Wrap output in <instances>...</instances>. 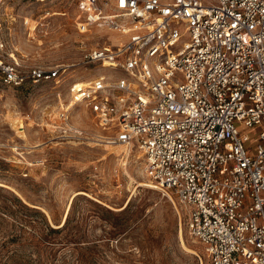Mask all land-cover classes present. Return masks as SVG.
Returning <instances> with one entry per match:
<instances>
[{"label":"built area","instance_id":"1","mask_svg":"<svg viewBox=\"0 0 264 264\" xmlns=\"http://www.w3.org/2000/svg\"><path fill=\"white\" fill-rule=\"evenodd\" d=\"M0 82L60 77L24 63L4 34ZM79 32L112 31L82 63L118 70L75 82L48 113L61 137L87 106L105 144L136 145L143 170L179 203L201 264H264V0H77Z\"/></svg>","mask_w":264,"mask_h":264},{"label":"rangeland","instance_id":"2","mask_svg":"<svg viewBox=\"0 0 264 264\" xmlns=\"http://www.w3.org/2000/svg\"><path fill=\"white\" fill-rule=\"evenodd\" d=\"M76 1L2 0L4 34L18 57L65 70L18 86L0 82V264L205 263L175 196L146 184L155 185L136 145L100 141L105 131L83 104L70 117L81 135L60 137L48 124V113L69 99L75 82L98 72L121 74L82 63L85 50L115 33L79 32ZM71 203L68 226L49 230L45 221L60 226Z\"/></svg>","mask_w":264,"mask_h":264},{"label":"trees","instance_id":"3","mask_svg":"<svg viewBox=\"0 0 264 264\" xmlns=\"http://www.w3.org/2000/svg\"><path fill=\"white\" fill-rule=\"evenodd\" d=\"M12 199H13V201L15 202V203H17L18 205H20V206H24V207H27V205L22 201V199L18 196V195H16V194H13L12 195ZM73 202V201H72ZM71 208H72V203H71V206H70V209L68 210V212H67V216H66V218H65V221L60 225V223H59V225L60 226H58V227H52L47 221H45V223H46V227L49 229V230H52V231H59V230H62V229H64L65 227H67L68 226V224H69V222H70V215H71ZM34 210H36V211H38L37 209H34ZM107 210V209H106ZM108 211V210H107ZM39 212V211H38ZM118 228V227H117ZM119 231V230H118ZM117 231V229H114V230H110L109 232H110V234H114V233H117L118 232Z\"/></svg>","mask_w":264,"mask_h":264},{"label":"bare ground","instance_id":"4","mask_svg":"<svg viewBox=\"0 0 264 264\" xmlns=\"http://www.w3.org/2000/svg\"><path fill=\"white\" fill-rule=\"evenodd\" d=\"M146 184L149 185V186H154V187H156L155 185H153V184H151V183H146ZM77 193H85V192H84V191H79V192H76L75 194H77ZM75 194H74V196H75ZM69 207H70V204L68 205V210H69ZM68 210H67V212H68ZM67 212H66V214H67ZM66 214H65V215H66ZM64 219H65V218H64ZM64 219H63V220H64ZM64 221H65V220H64ZM64 221H63V222H64ZM63 222H62V223H63ZM62 223H61V224H62ZM61 224H60V225H61ZM53 225H54V224H53ZM62 225H63V224H62ZM181 242H182V244H183L184 246H186V245H185V242H184V239H183V236H182V233H181Z\"/></svg>","mask_w":264,"mask_h":264},{"label":"water","instance_id":"5","mask_svg":"<svg viewBox=\"0 0 264 264\" xmlns=\"http://www.w3.org/2000/svg\"><path fill=\"white\" fill-rule=\"evenodd\" d=\"M65 217H66V215H65Z\"/></svg>","mask_w":264,"mask_h":264}]
</instances>
